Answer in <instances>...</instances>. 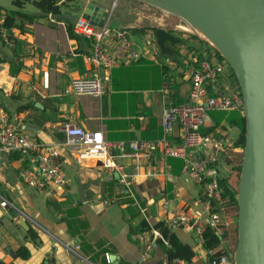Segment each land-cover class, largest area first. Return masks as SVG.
Masks as SVG:
<instances>
[{
    "label": "crops",
    "instance_id": "crops-1",
    "mask_svg": "<svg viewBox=\"0 0 264 264\" xmlns=\"http://www.w3.org/2000/svg\"><path fill=\"white\" fill-rule=\"evenodd\" d=\"M62 2V13L66 17L63 20L55 16L52 19L34 4L26 3L22 11L37 17L17 21L23 32L17 44L8 47L0 38V55L7 60L0 63V108L9 111L22 133L56 146L58 162L67 177L63 186L49 182L43 189L29 186L22 177V169L28 167L27 161L22 157L12 158L17 151L6 152L0 148V197L13 204L9 207L0 204V259L12 264H43L47 257L55 264H207L204 242L182 227L173 232L195 251L190 261L168 260L167 244L161 240L144 258L143 242L134 235L141 233L147 223L140 210L131 204L132 199L120 192L117 173L95 158L78 160L65 144L64 125L68 122L87 130H102L106 140L113 143L160 139L163 136L161 89L165 67L170 73L177 70L167 64L168 61L176 62V56L166 60L159 58L157 55L161 51L157 43L156 47L151 44L149 29L134 33L131 29L142 27L125 26L117 17L121 26L129 29L126 30L129 36L145 50L144 56L108 72L106 87L110 98L108 94L102 98L67 95L64 89L72 78L94 72L86 58L92 51V40L79 34L71 36L68 25H74L83 16L89 3L104 8L103 16H107L111 13V0H85L84 3L60 0L59 4ZM6 9L17 7L13 4ZM0 13L6 14L5 10ZM176 45L181 56L184 45L196 50L198 46L208 47L205 41L192 35ZM206 52L210 51L206 49ZM192 57L188 55V59ZM10 61L20 66L16 76L10 73ZM150 63L159 65L162 70L160 97L148 86L153 81L147 74L146 66ZM176 78V95L185 100L189 84L183 74L182 79ZM228 81L232 83L229 74ZM125 105L135 108V112L123 115ZM235 140L234 137L230 142ZM109 152L118 154L119 150L111 146ZM116 160L131 164L128 158ZM168 162L180 175L177 187L163 175L140 176L132 185L137 197L144 203L150 200L149 212L157 216L161 197L164 194L173 197L176 188L180 205L188 204L203 212L204 205L196 200L199 187L181 175V171L178 173L169 159ZM142 221L144 227H141ZM31 226L39 235L36 241L27 236ZM21 246L29 249V258L18 255L17 249Z\"/></svg>",
    "mask_w": 264,
    "mask_h": 264
},
{
    "label": "built area",
    "instance_id": "built-area-1",
    "mask_svg": "<svg viewBox=\"0 0 264 264\" xmlns=\"http://www.w3.org/2000/svg\"><path fill=\"white\" fill-rule=\"evenodd\" d=\"M49 16L54 19L53 14ZM104 17L106 21L103 25H94L83 16L74 24L76 34L92 40V51L86 58L94 72L72 78L64 89L67 95L102 98L108 94L110 98L106 87L108 72L121 64L138 61L145 54V50L138 46L126 30L110 27L111 13ZM22 34L18 26H7L5 14L0 13V38L8 47H14ZM152 35L155 36L154 28L149 29L148 36ZM154 40L156 42V37ZM186 49L188 53L184 54L183 62L189 66L183 73L189 84L188 94L183 102L177 103V78L173 73L165 74L161 89L164 107L161 113L163 136L160 139L121 140L113 143L106 140L102 130H87L74 122H68L64 125L65 144L78 160L95 158L117 173L120 192L132 199L131 204L140 210L147 223L141 233L134 235L135 239L143 242L144 258L150 254L157 241L169 245L162 227L172 231L182 227L195 233L202 243L205 230L211 228L222 237V244L217 248L206 249L207 264H235L233 251L228 252L222 247L225 242L224 232L233 224V206L225 197V187L220 179L226 176L225 162H230L228 148L236 150L237 147H234L235 141L230 142L232 127L217 123L210 111H238L245 115L244 99L241 90L228 81L229 63L226 59H218L208 47L206 49L210 52L200 46L197 50ZM189 54L193 56L191 59H188ZM167 64L175 66L173 69H179L180 66L177 61H168ZM45 84L48 86L47 73ZM141 118L144 119L143 116ZM111 146L117 148L119 153H110ZM0 148L6 152L17 151L27 161L28 167L22 169V177L29 186L43 189L48 182L58 186L66 184L67 177L58 162L56 146L22 133L9 111L3 107L0 108ZM119 157L128 158L131 164L118 162L116 158ZM170 157L183 159L181 175L199 187L196 200L204 205L203 212L194 210L188 204L180 205L176 188L173 197L165 194L161 197L157 216L149 212L152 204L150 200L144 203L137 197L132 185L140 176L163 175L177 187L180 175L174 172L168 162ZM0 200L3 207L13 206L7 199L0 197ZM107 257L110 259L109 255ZM43 264L55 262L47 257Z\"/></svg>",
    "mask_w": 264,
    "mask_h": 264
},
{
    "label": "water",
    "instance_id": "water-1",
    "mask_svg": "<svg viewBox=\"0 0 264 264\" xmlns=\"http://www.w3.org/2000/svg\"><path fill=\"white\" fill-rule=\"evenodd\" d=\"M180 17L174 31L154 27L162 55L176 56L170 42L198 36L228 61L244 99L245 145L237 188L235 264H264V0H143ZM104 8L89 3L83 17L103 25ZM110 27L125 31L117 19Z\"/></svg>",
    "mask_w": 264,
    "mask_h": 264
},
{
    "label": "rangeland",
    "instance_id": "rangeland-1",
    "mask_svg": "<svg viewBox=\"0 0 264 264\" xmlns=\"http://www.w3.org/2000/svg\"><path fill=\"white\" fill-rule=\"evenodd\" d=\"M84 3L85 0H79ZM96 2H101L102 0H94ZM0 4L3 5L5 8H12L13 7V0H0ZM27 5H32L28 3ZM77 6L76 4H74ZM110 6V12L112 14V19H116L119 17L125 26H133V27H142L145 29H153L154 27H161L164 28L170 32L174 31L175 25L179 22L180 17L177 15H174L172 13H169L167 11H164L156 6H153L143 0H111L109 3ZM176 35L182 39H188L189 34H179L176 33ZM186 35V36H185ZM186 38H183V37ZM154 35L151 36V44L156 45V42L154 40ZM206 43V42H205ZM158 44V42H157ZM208 45V48H210L212 51L215 52V56L219 59H221L219 52L214 49L211 45L206 43ZM158 50L161 51L160 45L158 44ZM183 53L186 55L188 53V50L186 49L187 46L184 45ZM176 48L177 45L175 46ZM160 53V52H159ZM182 54V59L185 57V55ZM184 55V56H183ZM159 58L166 60V58L170 59V56L158 54ZM227 74H231L232 70L229 68V64H227ZM147 68V74L152 78V83L148 86L151 88L153 94L160 97V88H161V77H162V70L161 67L157 64L150 63L146 66ZM185 67L179 66V69L173 71L172 73L175 74V76H178V79H182V74L184 77L183 70ZM179 73V74H178ZM182 73V74H181ZM135 108L129 107L125 105V109L121 112L123 115H125L127 112H135ZM115 115H118L115 111ZM211 117L220 125H229L231 126V138H237L240 129L236 124H233L232 121L236 119L240 113L238 111H228V110H220V109H213L210 111ZM242 147H237L236 150L232 149V147L228 148L227 153H229L230 156V162H225V175L228 178L229 184L234 187L235 189L238 188L239 183V175L240 171L237 170V166L241 164V159L243 152L241 150ZM169 161L175 165L178 173H180L182 167H183V159L181 158H175L170 157ZM231 212L233 215V224L225 230L224 232V238L225 242L223 243L222 247L227 250L234 251L237 245V231L235 230V223L238 222V212L237 210L232 207Z\"/></svg>",
    "mask_w": 264,
    "mask_h": 264
},
{
    "label": "trees",
    "instance_id": "trees-1",
    "mask_svg": "<svg viewBox=\"0 0 264 264\" xmlns=\"http://www.w3.org/2000/svg\"><path fill=\"white\" fill-rule=\"evenodd\" d=\"M28 2L34 4L45 15L51 13L59 20L66 19V17L62 13V5L64 3L62 2L61 4H59L60 0H13V4L17 7V9H6L5 7L0 5V10H5L6 12L5 24L7 26L9 27L21 26V24L17 22L19 19H33L37 17V15L29 14V13L22 11V8ZM73 26L74 25L72 23H69L68 25V29L70 31L69 33L73 37H78V34L75 33ZM126 30H129V29H126ZM144 30L145 28L131 29V31L134 33L143 32ZM176 44L177 42L176 43L170 42L172 49L176 53V58L174 60H176L180 66H184L185 68H187L189 64H186L183 62V59L181 55L179 54V51L175 47ZM220 58L224 59L222 57ZM200 59L201 58H199V61ZM5 61H7L6 58L0 55V63L5 62ZM165 68H166L165 69V74H166L168 73L169 69L167 67ZM230 69L232 70V72L229 75V77L231 76L232 78V83H233L232 85L240 89L238 80L231 66H230ZM19 71H20V66L17 65L15 62L10 61L11 75L16 76ZM183 101L184 99L182 97L177 96V103H180ZM232 123L236 124L238 128L240 129V133L234 142V147L243 148L245 145V116L240 114L236 119L232 121ZM20 157H21V154L19 152H16L12 158H20ZM241 165H242V159H241V164L236 167L237 170L239 171L241 170ZM220 182L225 187V197L228 200V203L231 206H233L238 212V202L236 198L237 189H235L229 184L228 178L226 176L222 177L220 179ZM144 224H145L144 221H142L141 227H144L145 226ZM161 229H162L164 237L169 242V245L166 246V253H167L168 260L172 261L174 259H182V260L190 261L195 255V251L193 250V248L190 245L182 242L180 238L176 235V233L173 232L170 228L162 227ZM235 230L238 232V222L235 225ZM27 236L34 241H36L39 238V235L33 226H31L29 230L27 231ZM204 238L205 240L203 244L206 249L217 248L222 244V237L216 232H214L213 229L211 228H207L205 230ZM237 240H238V236H237ZM226 251L231 252V250L229 249H227ZM17 253L18 255L24 256L25 258L30 257V251L25 246L19 247L17 249ZM0 264H12V263H9L3 259H0Z\"/></svg>",
    "mask_w": 264,
    "mask_h": 264
}]
</instances>
